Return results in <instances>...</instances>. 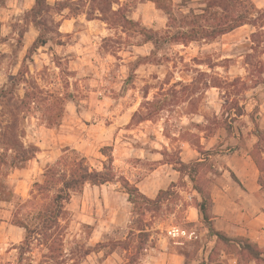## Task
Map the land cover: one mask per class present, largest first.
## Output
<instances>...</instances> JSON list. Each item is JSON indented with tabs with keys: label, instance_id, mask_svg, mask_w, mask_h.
I'll list each match as a JSON object with an SVG mask.
<instances>
[{
	"label": "rangeland",
	"instance_id": "rangeland-1",
	"mask_svg": "<svg viewBox=\"0 0 264 264\" xmlns=\"http://www.w3.org/2000/svg\"><path fill=\"white\" fill-rule=\"evenodd\" d=\"M172 1L176 13H199L203 8V0ZM78 2L60 1L62 5L71 4L77 16L70 10L60 12L55 8L57 3L52 4L42 19L51 41L38 50L33 63L27 64L28 80L48 94L70 96L63 104L60 126L49 128L36 111L21 112L15 121L8 119L20 135V142L36 148V156L23 167L8 171L6 186L26 201L31 199L34 184L42 182L46 168L54 165L66 149L77 151L93 168H98L100 161L106 160L100 150L111 147L108 153L112 154L113 166L120 176L137 183L159 169L157 185L146 191L147 197H155L159 190H170L172 196L161 209L149 208L145 212L149 239L139 244L140 214L134 211L121 184L87 185L68 205L69 242L94 249L98 243L128 240L132 246L128 251H114L110 246L101 252L94 251L81 264H128L131 256H135V264H143L150 252L162 249L179 255L177 264H237L232 255L218 247L203 219L190 217V208L196 207L200 197L195 195L189 178L174 169L180 161L197 162L200 155L194 145L201 144L210 150L222 144L221 149L226 151L229 138L222 125L214 123L215 119L224 122L228 118L225 114L232 102L247 111L232 125L236 135L241 131L246 145H252L251 117L264 129V28L246 25L213 42L158 50L134 30L122 29L117 24L111 27L99 20L111 17L110 11L122 6L129 19L153 33H162L167 16L151 1ZM251 2L264 9V0ZM31 8V0H0V93L24 70L23 60L40 34L32 23ZM102 8L108 11L100 15ZM197 71L206 74L200 79L202 83L217 88L201 91L195 103L168 109L155 120L139 121L135 117L142 110L145 94L147 101H154L161 88L167 91L178 82L189 84L197 77ZM24 88L21 85L17 89L21 97ZM44 97L51 105L52 99ZM51 106L60 111L59 106ZM11 110V106L0 108L1 113ZM225 163L224 155L214 157V170L201 175L200 185L216 200V187L224 181L214 173H224ZM232 207L235 206L216 203L215 211L236 213ZM12 211L11 205L0 202V264L17 263V248L24 238V231L10 223ZM175 226L194 232L197 238H169L167 230ZM243 234L236 231L230 237ZM139 247L141 250L137 251ZM37 260L35 252L33 264Z\"/></svg>",
	"mask_w": 264,
	"mask_h": 264
},
{
	"label": "trees",
	"instance_id": "trees-1",
	"mask_svg": "<svg viewBox=\"0 0 264 264\" xmlns=\"http://www.w3.org/2000/svg\"><path fill=\"white\" fill-rule=\"evenodd\" d=\"M80 0L78 3H81ZM97 0H92L96 3ZM154 3L159 10L165 13L168 19L166 29L162 33H153L132 19H129L123 12V7L111 12L109 18L99 19L111 27L117 24L118 27L126 30H134V33L145 37L146 43H152L158 50L174 45H189L199 42H213L220 37L229 34L243 26L249 25L255 29L264 28V9H258L250 0H203V8L199 13L189 11L188 13H176L172 0H148ZM71 4L57 3L55 8L60 12L70 10L74 15H79L71 10ZM52 7L47 0H34V6L29 11L32 23L40 31L36 40L32 43L27 55L23 60L24 70L17 77L11 80L7 89L0 93V108L8 106L12 110L0 115L3 121L0 123V202L8 203L12 206L11 225L24 231V238L17 248L18 256L16 264H33L34 254L38 253L37 264H81L92 252H101L103 249L112 247V250L121 249L128 251L131 244L128 240L109 242L106 245L98 243L94 249L69 242L71 213L68 205L73 196L81 194L84 188L89 185L101 187L107 184L120 183L122 190L128 195V201L133 205L134 211L140 214L138 221L139 228L137 237L139 244H144L149 239L147 227L144 225L145 212L149 208L159 210L162 204L171 198L170 190H161L155 199L145 196L136 183H131L126 178L120 176L113 166L111 147H104L100 150L105 161H100L101 166L93 168L87 158L81 156L77 151L66 149L62 157L52 166H48L43 175L42 182H37L33 186L30 194L31 199L26 201L19 198L14 191L5 184V177L8 171L23 167L36 156V148L24 146L20 142V135L14 131V125L9 124L8 119L15 121L19 114L39 112L42 121L48 124L49 128L60 126V119L63 114V104L69 97L48 94L40 88L36 82L27 79L28 61L33 63V57L38 50L44 48L51 41L48 36L46 24L42 21ZM99 10V9H98ZM96 12L97 10L94 9ZM100 15L108 10L102 8ZM118 19V21H117ZM206 74L197 71V77L187 84L178 82L167 91L161 88L156 94L154 101H147L148 94H145L142 110L135 115L139 121L155 120L168 109L183 105L185 103H195L198 101V94L207 88H217L208 86L201 82V78ZM24 85V95L21 97L17 92L18 87ZM204 88H203V87ZM52 99L51 105L59 106V112L54 111L48 99ZM0 112V114H2ZM228 118L221 122L216 120L215 125H222L228 136L233 133V123L245 117L247 111L239 103L232 102L228 111ZM217 118V117H216ZM252 119L254 129L251 135L256 139L253 148L248 152L251 160L255 164L258 172V185L264 189V130ZM191 125H194L193 123ZM199 125V124H197ZM245 146L243 135L240 133L239 144L236 147H229V151H234ZM200 155L197 162L185 164L180 161L176 170L180 174H185L192 183L194 191L200 197L196 205L200 217L207 225L212 238L216 240L218 247L224 253L232 255L237 264H264V248L253 242L250 238L239 236L231 238L228 234L218 231L214 225L215 216L212 213L213 200L211 192L200 185L201 175L209 170H214L211 159L222 156L225 152L221 146L214 150H206L201 144L194 145ZM229 171L232 180L243 188L237 176ZM215 176L222 173L216 171ZM212 185V183H209ZM173 187V186H171ZM135 236V234H132ZM139 247L137 251H140ZM128 264H135V256L129 258Z\"/></svg>",
	"mask_w": 264,
	"mask_h": 264
},
{
	"label": "crops",
	"instance_id": "crops-1",
	"mask_svg": "<svg viewBox=\"0 0 264 264\" xmlns=\"http://www.w3.org/2000/svg\"><path fill=\"white\" fill-rule=\"evenodd\" d=\"M60 1L61 0H47L50 6L60 3ZM31 4L33 8L34 0H31ZM240 133L241 131H238V134L236 135L233 130V133L228 136L226 132V138H229V140L226 142L228 146L226 147L227 149L223 155L226 162V168L237 176L243 188L232 180L229 171L226 169L224 173L222 172L221 176H218V179H223L224 182L223 184L219 183L216 187L219 198L216 200L214 195H211L214 203L212 210V213L215 216L214 225L218 231L225 232L229 236L234 235L236 231H241L244 233L243 236H247L260 247L264 248V191H262L261 187L258 185L259 172L248 154L251 148H253L252 146L255 144L254 137L252 139L251 146L245 144L243 148H239L231 152L228 150L229 147L238 146ZM219 146L223 148L222 144H219L217 148ZM214 149L216 148L210 150ZM160 175L161 172L159 169H156L147 178L137 182V187L145 196H148L146 191H151L152 187L157 185L158 180L156 179H158L157 176ZM159 191L156 193L155 197L148 198L155 199ZM194 193L195 195H198L196 191H194ZM216 203H224L230 206L234 205L235 207H232V209H234L236 213L226 212L223 214L215 211ZM190 210V217H196L197 220L201 218L195 207L190 208ZM234 222L240 223V227L236 226ZM153 251L154 252H150V254L146 256V261L143 264L179 263L180 256L173 253L171 249Z\"/></svg>",
	"mask_w": 264,
	"mask_h": 264
},
{
	"label": "built area",
	"instance_id": "built-area-1",
	"mask_svg": "<svg viewBox=\"0 0 264 264\" xmlns=\"http://www.w3.org/2000/svg\"><path fill=\"white\" fill-rule=\"evenodd\" d=\"M167 236L173 240H193L197 237L195 236L194 232L187 231L185 229L179 228V227H171L169 230H167Z\"/></svg>",
	"mask_w": 264,
	"mask_h": 264
}]
</instances>
